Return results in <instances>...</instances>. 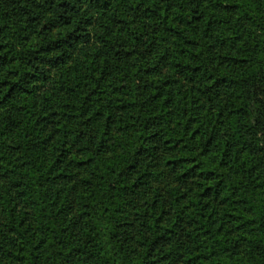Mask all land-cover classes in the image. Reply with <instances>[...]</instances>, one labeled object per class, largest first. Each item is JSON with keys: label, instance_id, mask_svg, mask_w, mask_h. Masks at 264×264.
<instances>
[{"label": "trees", "instance_id": "obj_1", "mask_svg": "<svg viewBox=\"0 0 264 264\" xmlns=\"http://www.w3.org/2000/svg\"><path fill=\"white\" fill-rule=\"evenodd\" d=\"M0 264H264V0H0Z\"/></svg>", "mask_w": 264, "mask_h": 264}]
</instances>
